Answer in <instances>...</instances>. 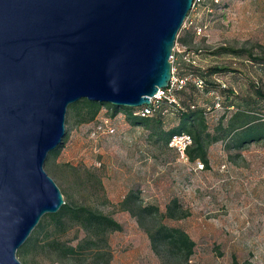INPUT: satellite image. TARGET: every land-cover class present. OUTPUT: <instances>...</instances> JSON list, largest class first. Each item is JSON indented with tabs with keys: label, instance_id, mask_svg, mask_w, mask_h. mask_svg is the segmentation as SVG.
<instances>
[{
	"label": "rangeland",
	"instance_id": "1",
	"mask_svg": "<svg viewBox=\"0 0 264 264\" xmlns=\"http://www.w3.org/2000/svg\"><path fill=\"white\" fill-rule=\"evenodd\" d=\"M190 21L206 24L204 34L195 36ZM178 38L185 40L201 69L218 65L234 70L214 76L233 95L210 88L194 93L188 89L182 96L194 100L199 108L206 107L209 130L235 111L236 107L230 106L234 101L264 119V102L254 98L255 88L264 92V0H203L189 10L179 29L176 42L181 44ZM220 47L239 53H214ZM254 57L262 63L254 62ZM215 94L220 96L218 107ZM101 113L115 117L116 133L91 142L87 133L95 120L76 124L65 115V136L74 131L77 140L65 146L60 155L61 148L54 160L46 161L44 170L58 185L63 201L89 205L121 225V231L107 236L109 264H232L234 259L264 264V141L242 149H227V140L214 142L207 149L209 167L195 170L193 163L177 161L168 148L143 140L139 131L127 125L122 112L114 116L111 109L102 107ZM177 122L167 121L164 128ZM123 133L137 137L135 143L124 141ZM146 156L150 161L144 160ZM98 161L99 166L95 165ZM222 164L226 166L224 171L220 170ZM94 176L99 177L101 186L93 181ZM128 190L137 192L140 203L157 206L160 212L177 200L179 210L187 214L165 218L163 223L182 229L195 242L188 262L165 252L162 257L154 253L136 219L119 206ZM82 236L73 227L62 240L76 242ZM16 258L21 264H78L58 259L42 247L32 249L25 258Z\"/></svg>",
	"mask_w": 264,
	"mask_h": 264
},
{
	"label": "water",
	"instance_id": "2",
	"mask_svg": "<svg viewBox=\"0 0 264 264\" xmlns=\"http://www.w3.org/2000/svg\"><path fill=\"white\" fill-rule=\"evenodd\" d=\"M193 0H0V264L64 204L44 170L81 99L148 105Z\"/></svg>",
	"mask_w": 264,
	"mask_h": 264
},
{
	"label": "trees",
	"instance_id": "3",
	"mask_svg": "<svg viewBox=\"0 0 264 264\" xmlns=\"http://www.w3.org/2000/svg\"><path fill=\"white\" fill-rule=\"evenodd\" d=\"M178 40L186 46L183 38H178ZM186 48L191 51L187 46ZM221 52L239 53L224 47L214 51V53ZM252 59L256 63H262L260 58L254 57ZM179 64L182 74L191 72L203 81V91L218 88L220 91H227L233 95L231 90L222 88L224 86L218 84L214 78L215 75L234 71L231 68L213 65L201 69L198 65L190 66L181 60H179ZM188 89L193 93L197 91L191 84H187L184 89L175 93L179 107L163 101L160 107L147 117H139L135 114L142 107H116L86 99L70 104L67 107L66 115H70L76 124H85L94 121L102 107L111 109L114 116L122 112L126 122L132 128H139L140 137L143 140H150L152 146L165 147L173 134L184 132L192 139L191 145L186 150L189 162H200L206 169L209 167L207 149L214 142L227 140V149H242L249 143L264 141V119L250 114L236 101L231 102L230 106H235L236 109L225 122L221 119L212 130H209L205 119L206 107L199 108L194 100L188 98L185 100L182 97ZM254 98L264 102V92L259 87L254 90ZM215 99L216 102H220L218 94H215ZM246 103H248L247 99ZM171 120L178 122L175 126L165 129L164 123ZM65 138L66 136L57 148L48 153L46 163L58 156ZM47 174L49 175V173ZM49 176L51 177V175ZM93 181L96 185L101 186L99 177L94 176ZM119 206L136 219L139 227L146 233L154 253L162 257L163 252H165L175 259L189 261L194 251L195 242L182 229L163 223L165 218L177 219L187 214L179 210L177 200H172L166 206L165 211L160 212L157 206L140 203L137 192L128 190ZM73 227L83 233L82 238L76 242L62 240V236ZM121 230V225L111 215L86 204L64 201L56 213L45 214L41 217L24 244L16 250V256L25 258L32 249L42 247V249L52 251L58 259H70L78 264L86 261L88 264H109L111 256L107 236L111 232ZM232 264L252 263L247 261L239 263L234 259Z\"/></svg>",
	"mask_w": 264,
	"mask_h": 264
},
{
	"label": "built area",
	"instance_id": "4",
	"mask_svg": "<svg viewBox=\"0 0 264 264\" xmlns=\"http://www.w3.org/2000/svg\"><path fill=\"white\" fill-rule=\"evenodd\" d=\"M202 0H193L191 9H194L197 5H200ZM192 28V31L195 36H201L204 34L207 25H196L193 24V21L189 22ZM179 60L190 65L197 66L198 60L196 59V55L191 51L187 50L186 46L182 44H178L175 41L174 47L172 49L169 62L171 64V76L166 88L158 89L157 92L150 98V102L148 105L141 106L142 108L135 112L139 117H147L152 115L155 110L160 107V104L163 101H166L169 104H173L176 107H179L178 100L175 97V93L180 91L186 87L187 84H191L198 92H203V81L196 75L191 72L181 73ZM215 106H219V102L215 103ZM193 108V106H191ZM166 112V110H164ZM124 118V116H123ZM115 117H110L101 113V109L98 112L95 122L92 128L87 133V139L91 142H96L99 137L102 136H112L116 133L117 128L114 123ZM130 128L131 126L127 124ZM136 133L140 130L139 128H135ZM139 134V133H138ZM137 137H129L123 133L122 139L126 141L128 144L135 143ZM192 139L191 137L182 132L178 134H173L168 142L167 147L174 152L176 155L177 161L183 164H190L186 150L191 145ZM94 152H97L95 146L92 148ZM146 161H150V158L146 156L144 158ZM195 170H201L203 168V164L200 162L193 163ZM95 165L99 166L100 162H96ZM226 169L225 164L220 166V170L224 171ZM144 192V190H142Z\"/></svg>",
	"mask_w": 264,
	"mask_h": 264
},
{
	"label": "crops",
	"instance_id": "5",
	"mask_svg": "<svg viewBox=\"0 0 264 264\" xmlns=\"http://www.w3.org/2000/svg\"><path fill=\"white\" fill-rule=\"evenodd\" d=\"M134 129H135V128H134ZM76 137H77V136L74 134V131H71L69 135L67 134V136H66L67 141L64 143V145H63V147H62V149H61V151H60V155L62 154V151L65 149V146H68V145H70V144L72 145L73 143L76 142V140H77ZM66 138H65V139H66ZM165 147H167V146L165 145Z\"/></svg>",
	"mask_w": 264,
	"mask_h": 264
}]
</instances>
